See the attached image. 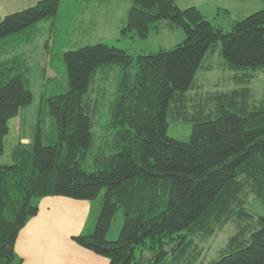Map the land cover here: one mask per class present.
<instances>
[{
  "label": "trees",
  "instance_id": "obj_1",
  "mask_svg": "<svg viewBox=\"0 0 264 264\" xmlns=\"http://www.w3.org/2000/svg\"><path fill=\"white\" fill-rule=\"evenodd\" d=\"M63 1L74 8L84 3L79 13L92 3L112 4L40 0L0 21V42L13 36L8 46L30 43L37 37L33 28L55 18ZM118 1L130 3L119 36L147 39L164 20L179 28L184 39L171 49L135 56L105 43L62 54L66 90L45 98L57 138L47 137L43 144L38 127L35 141L16 144L12 163L0 165V264H22L15 243L37 214L39 199L98 201L102 191L93 232L73 241L108 264H193L199 255L194 239L212 235L232 216L238 231L210 264H264V214H249L245 208L249 197L264 205V99L250 107L245 87L220 95L215 112H194L187 142L167 135L169 118L187 119L185 95L218 45L229 70L264 68V0H256L261 8L234 21L229 31L196 7L179 8L175 0ZM103 67L116 69L114 96L107 107L103 148L90 160L98 104L93 86ZM25 70L16 60L0 66V156L9 121L33 101ZM102 74L106 81L107 72ZM118 210L123 225L110 241L107 233Z\"/></svg>",
  "mask_w": 264,
  "mask_h": 264
},
{
  "label": "rangeland",
  "instance_id": "obj_2",
  "mask_svg": "<svg viewBox=\"0 0 264 264\" xmlns=\"http://www.w3.org/2000/svg\"><path fill=\"white\" fill-rule=\"evenodd\" d=\"M32 0H29V2ZM40 0L31 2L33 5ZM113 5H98L92 3L86 13L77 9L83 7L84 3L76 1V8L63 1L55 18L43 21L33 29H37V37L26 44L8 46L15 37H9L0 42V48L4 45L6 50L0 53V66L16 60L23 64L25 77L29 82L33 95L31 105L20 110L17 117L9 121V133L4 139V152L0 156V165L11 164L10 152L12 148L21 143H33L35 141L38 127L41 130L42 143L46 144L47 137L55 141L57 138L54 121L49 114L46 97L63 93L66 90L67 78L62 61V54L68 50H75L86 45L105 43L124 49L131 55L148 54L160 48L171 49L179 44L184 35L179 28L171 26L168 21L156 23L159 30L149 34L147 39L138 40L130 37L119 36L121 19L124 20L125 8L129 2L112 0ZM181 9L196 7L212 24L220 26L224 31H229L231 24L245 16H248L261 8L256 0H175ZM73 4V2H72ZM81 4V5H80ZM25 5V3L23 4ZM31 5V6H33ZM27 6L25 7H31ZM15 2L5 3L4 15L15 12ZM125 9V10H124ZM227 9L230 14L222 10ZM21 11V10H20ZM75 11V12H73ZM84 13V14H83ZM0 18V19H1ZM19 36V35H18ZM22 35H20L21 37ZM3 44V45H2ZM53 56L51 66L50 57ZM220 52V45L212 54H207L202 67L195 77L194 88L185 95L187 106V119L176 118L168 121L167 135L173 139L187 142L189 140L195 111L202 110L203 113L215 112L217 108L216 99L220 95L237 91L243 87L250 90L251 100L249 106L264 99V68L255 72L251 70L234 71L224 65ZM106 69L107 77L104 81L103 71ZM96 82L93 86L92 98H98L96 112L92 118V134L94 143L90 150L91 156L103 148L102 136L103 126L107 121V107L114 96L113 78L116 74L115 67L101 68L98 71ZM242 77L244 81H240ZM51 141V142H52ZM103 191L96 200L100 201ZM248 198L246 211L249 214H264V205L258 201ZM232 219L217 228L210 236H198L194 239L199 255L193 264H210L218 259L228 240L238 231V220ZM253 218H251L252 220ZM251 220H246V224ZM123 225V213L118 210L107 233V239H117L118 233Z\"/></svg>",
  "mask_w": 264,
  "mask_h": 264
},
{
  "label": "crops",
  "instance_id": "obj_3",
  "mask_svg": "<svg viewBox=\"0 0 264 264\" xmlns=\"http://www.w3.org/2000/svg\"><path fill=\"white\" fill-rule=\"evenodd\" d=\"M9 1L15 2V12H18L33 5L31 2L34 0H0V18L4 14L1 7ZM110 2L117 6L112 0ZM123 21L121 19L120 24ZM37 207V214L27 221L15 243V253L22 264H108L107 258L73 241L76 236L93 232L100 212V201L49 196L39 199Z\"/></svg>",
  "mask_w": 264,
  "mask_h": 264
}]
</instances>
